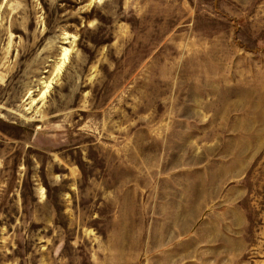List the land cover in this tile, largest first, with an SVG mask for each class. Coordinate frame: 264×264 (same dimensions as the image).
I'll list each match as a JSON object with an SVG mask.
<instances>
[{"label": "rangeland", "instance_id": "1", "mask_svg": "<svg viewBox=\"0 0 264 264\" xmlns=\"http://www.w3.org/2000/svg\"><path fill=\"white\" fill-rule=\"evenodd\" d=\"M0 264H264V0H0Z\"/></svg>", "mask_w": 264, "mask_h": 264}, {"label": "bare ground", "instance_id": "2", "mask_svg": "<svg viewBox=\"0 0 264 264\" xmlns=\"http://www.w3.org/2000/svg\"><path fill=\"white\" fill-rule=\"evenodd\" d=\"M67 51H68L67 49H64V52H63V61L66 59Z\"/></svg>", "mask_w": 264, "mask_h": 264}]
</instances>
